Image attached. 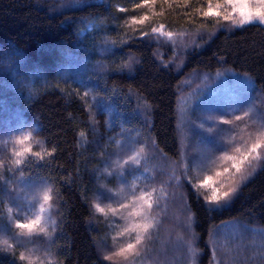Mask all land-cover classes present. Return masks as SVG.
<instances>
[{"label":"trees","instance_id":"obj_1","mask_svg":"<svg viewBox=\"0 0 264 264\" xmlns=\"http://www.w3.org/2000/svg\"><path fill=\"white\" fill-rule=\"evenodd\" d=\"M136 3L142 0H0V159L11 158L12 135L32 134L23 164L13 169L6 163L0 172V234L16 244L0 247V264H22L19 253L29 246L51 250L58 264H264V161L244 162L250 174L219 205L209 199L212 185L203 190L201 183L214 179L219 194L227 191L234 186L233 161L190 169V178L181 169L185 149L193 155L211 144L215 154L235 156L264 135V24L233 25L223 19L224 3L214 8L220 15L204 17L196 9L206 10L209 0H157L141 9ZM161 24L173 39L152 33ZM184 34L198 38L181 44L177 37ZM227 72L249 82L234 110L221 101L211 104L203 124L205 109L194 101L180 115V97L193 95L200 78ZM140 146L139 166L101 171ZM132 181L128 196L114 191ZM42 184L53 186L56 231L50 239L25 241L5 206H15L16 218L23 219L34 207L28 194ZM141 191H151L164 211L158 216L154 203L153 228L135 252L120 255L121 247L135 243L132 226L139 217L130 197ZM230 224L244 233L234 261L230 251L212 244Z\"/></svg>","mask_w":264,"mask_h":264},{"label":"rangeland","instance_id":"obj_2","mask_svg":"<svg viewBox=\"0 0 264 264\" xmlns=\"http://www.w3.org/2000/svg\"><path fill=\"white\" fill-rule=\"evenodd\" d=\"M221 13L223 15H230L234 18L238 17V13L234 12L232 9L231 5H228L227 7H225ZM258 21V20H256ZM198 35V33H196ZM196 34H184L181 35L177 38H179L178 42L181 44H185L189 39L193 38ZM197 37L193 38L197 39ZM199 38H201V35L199 36ZM199 86L196 89H193L191 92H193V95L189 93L182 95L180 97V115H184L187 113L188 110V106L196 101V102H201L203 104V106L201 107L202 109H205L203 112H200V116H202V122L203 124H205L206 121H208V118H210L208 116V111L210 110V108H212L211 104L214 103H220V101L222 102L221 104L223 105L222 108H225L226 111H232L234 110V107L236 105V102L241 99L244 95V93H248V91L246 90V87L248 86L249 82H246V80L244 78H239L237 77L235 74H233L232 72H227V73H222L221 75L218 76H214L212 79H208L207 77H203L199 79ZM231 100V101H230ZM191 101V102H190ZM230 101V102H229ZM190 103V104H189ZM224 103H228L224 106ZM206 106V107H204ZM240 108V107H239ZM180 123H182V127H184L185 124L184 123V118L181 116V120ZM212 133V132H210ZM214 134L210 135L213 136ZM213 148L210 144V146H202L199 147L196 150V154L198 156V159L195 160V153L193 151V155L190 152L189 149H185V151L182 152V158H181V169L184 172V175L187 176V178H190V169H198L199 171L203 170L207 164H213L214 162H221L223 160L226 161H233V164H236L239 162L242 154H246L243 153L241 151H239L235 156L233 155H227L225 153H223L222 151L217 152V154H215L213 151ZM147 152H149V155H153L154 154V149H149ZM191 156L193 160H189L188 156ZM229 157H232L233 159H229ZM247 162V161H245ZM174 169V167L172 168ZM173 177L171 179H173V181H177V177L175 176V171H171ZM142 174H140L141 176ZM143 177V176H142ZM141 177V178H142ZM171 181L170 179H168V182ZM216 183V180L214 179H207V181H204L201 183V186L204 189H206L208 186H211L208 190V193L211 197H213L214 195H218V189L214 188L213 185ZM141 186V185H140ZM162 194H164L161 197V203H163L165 201L164 198H167V193H166V189H163ZM149 193L151 194L152 192L149 191ZM152 196V195H151ZM133 202H136L133 204H130V210L133 212L134 207H138L137 201L133 200ZM132 202V203H133ZM159 202L155 201V206L157 207V213L158 216H161L162 212L164 211V209L162 208L161 205H158ZM160 203V204H161ZM126 209L124 207L123 209V215L125 214ZM157 219V218H156ZM244 233L243 231L239 228L238 225L235 224H230L227 226L222 227L220 230H218L216 232V234L213 236L212 238V244L214 246L215 249H222L224 248L227 251H230V259L231 261H234L235 259V252H236V248L238 247V243H241V241H243L244 239ZM220 249V250H221ZM165 250V248L160 247L159 251L157 252V255L159 258H161V256L163 255V251ZM222 252V251H221ZM217 259H219L218 257H216ZM133 264H137V262H139V260L135 259L134 261H132Z\"/></svg>","mask_w":264,"mask_h":264},{"label":"clouds","instance_id":"obj_3","mask_svg":"<svg viewBox=\"0 0 264 264\" xmlns=\"http://www.w3.org/2000/svg\"><path fill=\"white\" fill-rule=\"evenodd\" d=\"M257 20L259 23L264 24V20ZM31 136L30 132L21 131L10 137L7 150L11 158L7 161L0 159V172L3 171L6 163L13 169L23 164L26 155L32 151V146L29 143ZM144 152L145 148L140 146L123 158L111 160L101 171L112 175L114 173H123L125 166L128 164L139 166L141 164L140 156ZM135 186L136 181H132L130 184L121 183L114 191L119 195L128 196L130 188H134ZM146 194L148 193L141 191L139 195L130 198L138 202ZM54 198L53 186L51 184H42L33 188L28 194V199L33 203L34 207L31 214L25 216L23 219L16 218L17 209L15 206L11 204L5 206L7 218L20 239L27 241L36 235H42L50 239L54 235L56 231V218L52 215L55 207L53 204ZM0 247H3L4 250H12L16 247V244L7 235L0 234ZM19 259L22 261V264H58L54 252L49 249H38L32 246L21 250Z\"/></svg>","mask_w":264,"mask_h":264},{"label":"snow or ice","instance_id":"obj_4","mask_svg":"<svg viewBox=\"0 0 264 264\" xmlns=\"http://www.w3.org/2000/svg\"><path fill=\"white\" fill-rule=\"evenodd\" d=\"M163 3H169V0H162ZM189 0H183L184 4H187ZM221 3L228 4L232 6L234 12L238 13V17L234 18L230 15H223L224 20H229L233 25L242 26L245 24H249L257 19L264 20V0H217L216 4L213 6L211 0H209V6L206 10L201 11L200 9H196L204 17H209L213 14L220 15L218 11L214 12L215 9H219ZM157 4V0H142V3H136L135 7L137 9L141 8H150L153 5ZM123 11V9H121ZM141 20H148V16H141ZM164 24H161L159 27L152 28V33L158 34L160 36H164L169 40L173 39V32L171 31H164ZM142 35H148V33H141ZM127 66V65H125ZM248 114L245 113V116ZM237 120L240 117H236ZM224 123H231V121H223ZM211 131V129H209ZM82 136L84 135L83 132L80 133ZM54 152L55 149H52ZM264 152V135L258 136L253 143L247 148L246 154H242L238 163L233 164V168H235V172L231 173V176L234 181V186L228 187L227 191L220 193L219 195H214L213 197L209 198L210 201L215 204L219 205L221 201H228L230 199V194L234 193L236 188L235 184H238L240 181L246 180L248 173L244 162L247 161L248 165H252L253 161L261 162L264 161V156L261 153ZM36 157H41L40 152L34 153ZM50 155V153H49ZM229 159H233L229 157ZM225 172H228L229 169L225 168ZM239 174V180H235L236 175ZM219 176L220 173H217ZM195 187V185H194ZM155 201L152 199L150 193L146 194L141 200L137 202L138 207H134L133 212L134 214L139 217L137 223H135L132 227L136 231L137 235L135 237V243H128L126 247H121L119 249L120 255L133 253L136 251V246L141 243L142 240L145 239V235L149 232L151 228H153V219L150 214V210L153 207ZM121 208H124L125 205L121 204ZM98 210L103 213L104 208H100L97 205ZM112 212L115 213L116 209H112ZM127 231V229H126ZM105 259L111 260V256L105 257Z\"/></svg>","mask_w":264,"mask_h":264}]
</instances>
